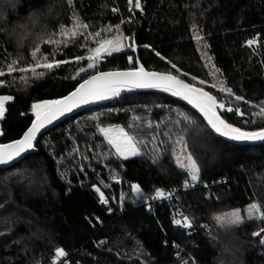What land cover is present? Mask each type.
Returning <instances> with one entry per match:
<instances>
[{"label": "trees", "instance_id": "obj_1", "mask_svg": "<svg viewBox=\"0 0 264 264\" xmlns=\"http://www.w3.org/2000/svg\"><path fill=\"white\" fill-rule=\"evenodd\" d=\"M139 2L0 0V95L13 98L0 143L21 137L35 102L62 97L95 73L134 68L133 50L87 68L91 49L118 32L134 42L147 70L173 74L232 106L225 122L264 128V0ZM77 19L87 28L62 35ZM255 37L257 46H249ZM41 57L67 63L37 68L43 76L19 71ZM13 61L17 71L9 73ZM110 125L122 126L141 153L119 158L100 134ZM181 142L199 169L189 189L190 173L175 158ZM36 148L0 170V264H264V144L219 139L180 100L120 95L59 123ZM157 190L173 193V201L145 204ZM236 210L240 224L218 221ZM57 249L66 255L57 257Z\"/></svg>", "mask_w": 264, "mask_h": 264}, {"label": "snow or ice", "instance_id": "obj_2", "mask_svg": "<svg viewBox=\"0 0 264 264\" xmlns=\"http://www.w3.org/2000/svg\"><path fill=\"white\" fill-rule=\"evenodd\" d=\"M129 2L132 3L133 0H129ZM134 7H141L139 0H135ZM113 11H116V9H113ZM81 28H87V25L82 24L77 19L72 29L64 30L62 28L61 33L62 35L69 36V38H75L78 34H80ZM96 35H99V33ZM53 42L60 43L59 41ZM253 42L254 41L250 40L247 43L251 46ZM122 47L123 46L119 38H116L115 40H103L99 43L98 47L91 49L92 55H89L87 59L95 61L102 52H107L111 55L113 52H120ZM33 56H36V52H33ZM76 59H81V57H77ZM128 59L130 63H138V61H133L132 57H129ZM62 63H67V61L48 62L47 58L41 57L37 59L35 67L20 68L19 71H32L34 75L43 76L44 73H38L36 71L37 68L51 70L54 67H59ZM15 64L16 61H13L12 64L8 65L9 73L17 71L14 67ZM93 66V64H89L90 68ZM81 71H83V69H81ZM4 75L5 73L0 71V76ZM200 83L204 82L200 81ZM122 85H131L135 88H160L166 92L171 91L173 95L181 96L194 107L198 108L199 111L203 113L212 129L221 136L230 137L235 141H264V128H261L259 131H244L221 119V117L217 115L216 109L217 107L224 108L225 106L223 104L218 105L216 98L208 92H205L202 88L186 84L183 80L177 79L176 76L171 74L165 75L155 72H146L143 67H139L123 72L99 73L85 80L67 97L59 100L33 104L32 108L35 112L36 119L20 140L10 144L0 145V165L8 164L16 157H19L21 153L31 149L33 147V141L36 139V133L45 126V123H52V121L56 119L57 114L63 115L65 110L71 111L73 107L78 106V103H88L89 98L97 100L106 99L108 98L107 93L118 95ZM220 90L225 91L224 88H221ZM227 91L231 92V89H227ZM12 99L13 98L11 96H0V118H2L5 113V102L11 101ZM236 99L241 100L243 98L236 97ZM227 111L231 112L233 109L227 108ZM235 111L239 112V109H236ZM240 114L243 115V113ZM258 115L264 116V107L260 109ZM101 131L107 134L109 130L101 129ZM119 135L122 137L121 140L114 141L113 139H109V143L113 144L117 153L125 159H127L129 155H137L138 153L136 148L131 143V138L127 137V135L123 132H120ZM188 160L190 161L191 180L197 181L199 179V169L197 168L195 162L192 161L191 156L188 157ZM96 191L99 192V189L97 188ZM133 191L139 192V186L133 185ZM156 195L163 196L164 193L157 190ZM100 199L102 203L106 202L102 192L100 193ZM251 209L254 211H260L255 204L251 206ZM258 218L264 220V216H260ZM217 219L221 222L226 220V222L230 224L237 225L242 222L239 210L228 214L227 218L217 217ZM175 223L180 224L181 221L177 220ZM184 223L186 226L188 225L187 217H185ZM260 231L264 232V228ZM253 235L259 236L260 232L253 233ZM261 242L264 243V238H262ZM55 254L57 257H64L66 255L63 249H57Z\"/></svg>", "mask_w": 264, "mask_h": 264}, {"label": "water", "instance_id": "obj_3", "mask_svg": "<svg viewBox=\"0 0 264 264\" xmlns=\"http://www.w3.org/2000/svg\"><path fill=\"white\" fill-rule=\"evenodd\" d=\"M132 50H133V52L135 54V61H138V63H135V67L134 68H130V69L127 68V69H121V70H107V71H102V72L95 73V74H93L91 76L97 75L99 73L123 72V71L133 70V69H136V68H139V67H143L144 68V66L142 64H140V61H139V59L137 57V48H136L134 42H132ZM144 70L146 72H155V73H160V74H165V75L170 74V73H166V72H159V71H154V70H147L146 68H144ZM171 75H173V74H171ZM91 76H89L87 79H89ZM173 76H175V75H173ZM87 79L82 80L75 88H73V90L71 92H69L68 94H66V95H64L62 97L55 98V99L41 100V101L35 102L34 104L41 103V102H45V101L59 100V99H62L64 97H67L70 93L74 92L76 90V88L79 87V85L82 84ZM177 79H180V78L177 77ZM180 80H182V79H180ZM184 82L186 84L192 85L194 87L201 88L199 86L193 85V84L188 83L186 81H184ZM202 89L205 92H208L210 95L214 96L208 90H206L204 88H202ZM132 92H141V93L142 92H155V94L156 93H161V94H165L167 96H170L173 99L180 100L184 105H186V107L190 108L193 112H195L201 118V120H203V122L206 124V126L211 131V133H213L216 137H218L219 139L224 140L226 142H229V143H232V144H235V145H239V146L240 145H243V146H253V145L254 146H257V145L264 144V141H235V140H232L230 137L221 136L219 133L215 132L212 129V127L208 124L207 119L204 117L203 113L199 111L198 108L194 107L192 104H190L187 100L183 99L181 96L173 95L171 91H167L166 92V91H163L160 88H135V87H132L131 85H127V86L122 85L121 88H120V91H119V94L118 95H112L111 93H107V97L108 98H106V99H99V100H97V99L89 98V102L88 103H78V106L73 107L71 109V111L65 110V112H64L63 115L57 114L56 119H54L52 121V123H50V124L49 123H45V126L43 128H41L36 133V139L33 141V147L31 149H28L25 152L21 153V155L19 157H16L13 161L9 162L8 164L0 165V170L10 168L13 165L17 164L18 162H20L26 156L31 155V154H35L37 152L36 145H37V142L40 139V137L44 133H46L48 130H50V129L54 128L55 126H57L59 123H61V122L65 121L66 119L72 117L74 114H78V113H80V112H82V111H84L86 109L88 110L89 108H92V107H96V106H99V105H103L106 102L112 100L113 98H115L117 96L124 95V94H128V93H132ZM0 96H5V95H0ZM216 100H217L218 105L219 104H223L217 98H216ZM9 103H10V101L5 102V113H4V116L2 118H0V122L5 117L6 107H7V105ZM227 108H232L233 111H231V112L230 111H227ZM216 112H217V115H219L221 117V119H222V115H225V113H227L229 116H231L232 113L234 112V108L232 106H225L224 108L217 107ZM32 114H33V120L30 123V125L28 126V128L24 131V133L32 126L33 121L36 119L35 112H34L33 108H32ZM24 133L21 135V137H19L16 140H13V141H10V142L7 141L6 143H0V145L10 144L12 142L18 141V140H20L23 137ZM0 137H2L1 130H0Z\"/></svg>", "mask_w": 264, "mask_h": 264}, {"label": "rangeland", "instance_id": "obj_4", "mask_svg": "<svg viewBox=\"0 0 264 264\" xmlns=\"http://www.w3.org/2000/svg\"><path fill=\"white\" fill-rule=\"evenodd\" d=\"M116 38H119L122 44V49L121 51L125 50L127 52V50H132V45L130 44V42L128 41L129 38L126 37L122 32H118L116 33L114 36L106 39V40H115ZM99 46V45H98ZM115 53V52H113ZM112 53V54H113ZM92 55V53L90 54ZM109 56V54L107 52H102L100 54V56L95 60V61H90L89 60V64H93L94 66L100 62L104 57ZM88 58V57H87ZM93 66V68H94ZM87 68H90L89 65ZM92 68V67H91ZM101 129H105V130H109L107 132V134L105 132H102ZM120 132H123L127 135V137L131 138V143L135 146L136 151H137V155L138 156L141 151L137 145V141L135 139L132 138V136H129V134L126 133V131L123 129L122 126L120 125H114V126H104L102 128H100V134L102 135V137L104 138V140L106 141V143L112 148V150L115 152V154L121 158V159H125L124 157H122L121 155H119L116 151V148L113 146V144L109 143V139H113L115 140H121L122 137L119 135ZM187 146L185 145L184 142H181L175 149L177 150V153L175 154V158H177V165L181 168L186 169L189 173H190V178H191V169H190V161L188 160V157L191 156L192 157V161H194L193 156L191 154V152L189 151L188 148H186ZM134 156L129 155L128 158H132ZM127 158V159H128ZM195 162V161H194ZM196 164V163H195ZM197 166V164H196ZM198 168V166H197ZM192 181V180H191ZM198 181V180H197ZM197 185V183H196ZM201 186V185H200ZM190 187V185H189ZM227 218V217H226ZM226 224H230L228 222H225Z\"/></svg>", "mask_w": 264, "mask_h": 264}, {"label": "built area", "instance_id": "obj_5", "mask_svg": "<svg viewBox=\"0 0 264 264\" xmlns=\"http://www.w3.org/2000/svg\"><path fill=\"white\" fill-rule=\"evenodd\" d=\"M251 41H254L252 43V47H256L257 46V37L253 38ZM196 185L193 183V181H191L190 183V187L188 186L185 189H189V188H193ZM211 186H214L213 184H211ZM203 187H205L206 189H208L207 185H204ZM174 199V194L173 193H164L163 196H157V197H151V198H146L144 200L145 204H155V203H160L161 201H167V202H172Z\"/></svg>", "mask_w": 264, "mask_h": 264}]
</instances>
